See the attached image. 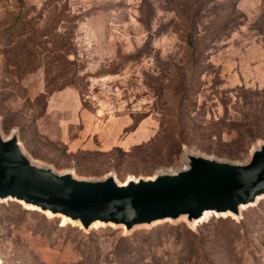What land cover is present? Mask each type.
Wrapping results in <instances>:
<instances>
[{
  "label": "rangeland",
  "instance_id": "1",
  "mask_svg": "<svg viewBox=\"0 0 264 264\" xmlns=\"http://www.w3.org/2000/svg\"><path fill=\"white\" fill-rule=\"evenodd\" d=\"M63 90L78 117L40 119ZM12 131L32 160L80 179L150 178L184 150L245 162L264 143V0H0V133ZM0 264H264V199L239 220L126 236L5 201Z\"/></svg>",
  "mask_w": 264,
  "mask_h": 264
},
{
  "label": "water",
  "instance_id": "2",
  "mask_svg": "<svg viewBox=\"0 0 264 264\" xmlns=\"http://www.w3.org/2000/svg\"><path fill=\"white\" fill-rule=\"evenodd\" d=\"M182 165L150 178L118 183L112 174L80 179L36 162L16 132L0 133V203L64 218L84 233L97 227L124 235L161 223L183 221L189 228L207 218L231 217L264 199V143L254 145L245 162H230L184 150ZM97 226V227H94Z\"/></svg>",
  "mask_w": 264,
  "mask_h": 264
},
{
  "label": "crops",
  "instance_id": "3",
  "mask_svg": "<svg viewBox=\"0 0 264 264\" xmlns=\"http://www.w3.org/2000/svg\"><path fill=\"white\" fill-rule=\"evenodd\" d=\"M68 100L70 101L72 107V111L68 108ZM68 103V104H67ZM80 99L76 91L74 90H63L48 97L46 102V106L41 118L48 116L50 118H58L62 116V113L67 112L70 113V120L73 121L74 117H78V112L80 113ZM40 118V119H41Z\"/></svg>",
  "mask_w": 264,
  "mask_h": 264
},
{
  "label": "bare ground",
  "instance_id": "4",
  "mask_svg": "<svg viewBox=\"0 0 264 264\" xmlns=\"http://www.w3.org/2000/svg\"><path fill=\"white\" fill-rule=\"evenodd\" d=\"M30 211H32V210H30ZM45 215L48 216L47 214H45ZM206 218H207V215H204L203 218L201 219V221L199 223L203 222ZM60 219L62 221H64V222H67L68 223V220L67 219H64V218H60ZM94 227H97V226H94Z\"/></svg>",
  "mask_w": 264,
  "mask_h": 264
},
{
  "label": "trees",
  "instance_id": "5",
  "mask_svg": "<svg viewBox=\"0 0 264 264\" xmlns=\"http://www.w3.org/2000/svg\"><path fill=\"white\" fill-rule=\"evenodd\" d=\"M43 115V114H42ZM42 115L40 116V118L42 117ZM61 220V219H60Z\"/></svg>",
  "mask_w": 264,
  "mask_h": 264
}]
</instances>
